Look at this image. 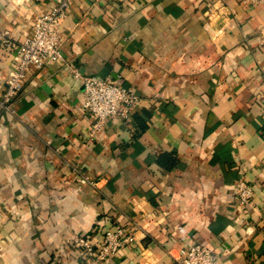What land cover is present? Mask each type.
I'll return each instance as SVG.
<instances>
[{
  "label": "crops",
  "instance_id": "0c3cea01",
  "mask_svg": "<svg viewBox=\"0 0 264 264\" xmlns=\"http://www.w3.org/2000/svg\"><path fill=\"white\" fill-rule=\"evenodd\" d=\"M58 1L0 0V100L18 44ZM61 37L63 60L0 107V264H175L196 243L215 264H264V4L72 0ZM76 72L117 79L139 105L90 141ZM119 226L136 241L103 262L72 246Z\"/></svg>",
  "mask_w": 264,
  "mask_h": 264
},
{
  "label": "built area",
  "instance_id": "2783aa9c",
  "mask_svg": "<svg viewBox=\"0 0 264 264\" xmlns=\"http://www.w3.org/2000/svg\"><path fill=\"white\" fill-rule=\"evenodd\" d=\"M124 2L126 0H115ZM246 4H264V0H242ZM72 0H59L49 13L36 16L32 31L27 38L17 46L15 61L16 69L12 73L8 86L0 100V107L12 112L13 99L20 92L23 82L32 69H40L44 65L63 60L61 54V24L65 19ZM5 42L11 43L8 32L3 34ZM76 75L82 80L84 89V110L92 117L93 123L89 131V140L104 128L107 119L127 120L140 103V96L130 87L120 85L117 79L98 76ZM236 199L242 206L251 203L254 196V186L239 179L235 183ZM136 241L135 233L123 226L115 230H107L99 244L85 235H76L72 246L80 250L92 263H100L118 253L126 245ZM219 255L209 247L196 243L183 250L175 264H215Z\"/></svg>",
  "mask_w": 264,
  "mask_h": 264
},
{
  "label": "trees",
  "instance_id": "16d2710c",
  "mask_svg": "<svg viewBox=\"0 0 264 264\" xmlns=\"http://www.w3.org/2000/svg\"><path fill=\"white\" fill-rule=\"evenodd\" d=\"M162 158H170L169 160V164L171 165V164H175L177 161L173 158V157H171V156H169V155H167V154H163V156H162ZM160 162H162L161 160H160Z\"/></svg>",
  "mask_w": 264,
  "mask_h": 264
}]
</instances>
